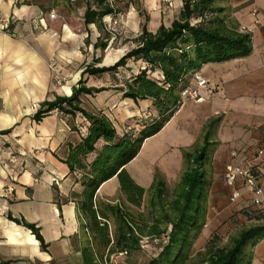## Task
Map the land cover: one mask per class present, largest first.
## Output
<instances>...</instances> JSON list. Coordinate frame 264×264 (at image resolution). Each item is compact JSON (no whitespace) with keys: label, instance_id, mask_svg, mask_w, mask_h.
<instances>
[{"label":"crops","instance_id":"crops-1","mask_svg":"<svg viewBox=\"0 0 264 264\" xmlns=\"http://www.w3.org/2000/svg\"><path fill=\"white\" fill-rule=\"evenodd\" d=\"M50 1L53 3L47 6L32 0H0V264H111V257L118 253L108 257L97 236L87 231V221L78 210L84 186L63 162L86 135L85 118L53 111L41 122L34 121L44 102L73 95L88 64L82 50L83 29L87 32L83 17L77 30L59 17L51 19V12H56L63 0ZM174 3L181 12L183 0ZM219 7L225 9L222 16L227 22L252 35V54L204 65L200 72L208 87L199 90L204 100L182 103L160 133L147 139L126 166L147 190L154 183L156 168L171 181L184 167L183 151L202 145L205 127L219 120L213 135L217 146L205 168L210 181L207 226L218 219L228 224L241 208L262 209L245 192L241 179L237 182L241 197L232 201L233 189L224 182L229 165L250 162L264 201V0H223ZM162 24L170 26L162 22L157 27L147 26L156 32ZM92 27L97 28L93 25L90 31ZM125 54L113 58L109 52L100 66H112ZM58 71L71 77L63 86L55 83ZM99 78H88V87H112L97 86ZM81 100L87 112L109 117L121 136L148 123L140 119L150 117L152 121L156 116L151 101L124 99L115 91L82 96ZM97 199L130 211L128 204L121 203L125 196L117 178L102 185ZM10 218L37 226L46 248L29 229ZM109 226L114 233V218ZM87 249L94 255H86ZM250 251L252 264H264V239ZM141 253L117 256L113 264H138L134 257Z\"/></svg>","mask_w":264,"mask_h":264},{"label":"trees","instance_id":"trees-1","mask_svg":"<svg viewBox=\"0 0 264 264\" xmlns=\"http://www.w3.org/2000/svg\"><path fill=\"white\" fill-rule=\"evenodd\" d=\"M79 1L63 0V4L76 9ZM81 1L85 7L83 19L88 32L85 44L92 45L89 28L95 25L103 36L94 44V49L104 52L113 39L110 32L104 31V19L115 18L120 12L109 0ZM221 1L183 0L179 17L169 27L162 24L156 32H151L147 24H143L133 40L135 47L117 63L101 67L103 58L94 57L93 62L86 65L71 97L58 96L52 102H44L34 116V121L39 123L58 110L73 118L78 114L85 118L87 133L78 145L71 148L69 157L63 162L84 186L78 202L79 213L87 221V231L97 236L108 257L122 251L128 254L139 251L143 239L150 238L160 240L162 251L149 264H252L253 252L246 251V248L254 247L264 239L262 222L241 230L223 247L218 246L213 237L204 250L194 254V247L207 226L210 181L205 168L217 146L213 135L219 120L205 127L202 145L183 151L185 170L172 200L168 198L167 183L161 174L156 172L154 183L147 190L133 179L126 167L138 156L145 141L160 133L182 105L181 93L195 72L206 64L223 63L252 54V35L241 31L236 23L227 22L222 16L225 9L219 7ZM139 62L143 67L139 73H134L130 64ZM124 69L133 74L120 80L119 75ZM105 75H111L114 80L112 87H88V78ZM107 91L121 93L124 99L135 102L151 101L156 116L142 129L119 135L114 123L104 113H91L82 108V96ZM100 143L103 144L101 148L98 147ZM113 178H117L121 194L132 207L140 208L146 194L151 196L153 222L148 230L142 227L141 223L145 222L140 216L136 219L121 206L98 201L97 192ZM111 218L117 223L114 233L109 226ZM10 219L29 229L46 248L37 226ZM85 253L94 255L91 249Z\"/></svg>","mask_w":264,"mask_h":264},{"label":"rangeland","instance_id":"rangeland-1","mask_svg":"<svg viewBox=\"0 0 264 264\" xmlns=\"http://www.w3.org/2000/svg\"><path fill=\"white\" fill-rule=\"evenodd\" d=\"M40 1L47 6H50L53 3V1L51 2L50 0ZM109 1L113 5H115L120 12L119 15L115 18L109 17L104 19V31L110 32L113 39L106 51L103 52L100 50L96 52L94 49V43L99 40L100 36H103V33L97 28L92 27L93 31H90L92 45L89 46L85 44V46L82 48L83 55L87 59L88 64L93 62L94 57L103 58L104 64V59L107 57L109 52L113 53V58L127 53L135 47L133 40L140 33L143 24H149V26L151 27H157L161 22L170 25V23L178 18L180 14L178 9L179 7L174 3L175 0ZM63 3L64 2H62V5L58 6L59 8L55 10L56 16L59 17V19L70 22V25H72L73 28L78 29V27L80 26V20L83 17L85 11L83 2L80 0L78 4H76V9H72V7L68 8V6H65ZM83 31L86 41L87 32L85 29H83ZM142 67L143 64L140 62L130 64V68L134 71V73H139ZM81 68L82 67L73 69L72 71L73 73L78 72ZM132 74L133 73H131L128 69H124L121 70L119 78L120 80H122L124 79V77H129ZM56 75L57 77L59 76L62 79L63 85L71 78L62 75V72L60 71H58ZM56 82L57 81L55 79V83ZM95 83L97 86H110L114 85V80L112 79L111 75H106L103 78H99L97 81H95ZM141 120H143L142 122H149L151 119L150 117L148 119L144 117L143 119H140V121ZM139 125H142V123ZM184 170L185 169L183 167V169H181V171L179 172V175L171 181H168L166 177L164 178V175H162L161 173V176L164 178V180H167L166 183L168 188L169 200L173 199L174 190L180 182ZM156 172L160 174V169L156 168ZM150 202L151 196L149 194H146V196L144 197L143 204L140 208L131 207L127 203L126 198L125 201H121L123 206L125 204H128L127 206L130 211H128L127 208L124 207L126 212H131V214H133L136 219H138L139 216L142 218L145 223L141 224L142 227H144L146 230H148L147 227L151 226L153 222V211ZM263 211L264 210L262 209L255 210L251 207H245L244 209L241 208L239 211L234 212L235 216L230 221H228V224L226 222H222L219 219L216 220L213 224L205 227V232H203L201 240H199L194 247V254L196 252L204 250L207 242L213 237H215L216 244L218 246H226L229 243V239L239 233L241 230L261 223L262 219L264 218ZM237 214H241L243 215V217L241 216L240 218ZM137 222L139 223V220H137ZM141 246L142 248L140 251L142 253L137 255V257H134L135 259H137L138 264H149L150 260L156 258L155 256L160 253V242H156L153 239H144L141 242ZM251 249L252 246H248L246 248V251H250Z\"/></svg>","mask_w":264,"mask_h":264},{"label":"built area","instance_id":"built-area-1","mask_svg":"<svg viewBox=\"0 0 264 264\" xmlns=\"http://www.w3.org/2000/svg\"><path fill=\"white\" fill-rule=\"evenodd\" d=\"M56 13L53 11L50 14L51 19H55ZM56 84L57 86H63L62 79L58 76L56 78ZM208 87L207 81L202 76V73L200 71L195 72L192 77L189 80L188 86L183 90L181 93V102L185 103L188 101H197L201 102L204 99L199 95L200 89H205ZM56 113H59L58 110L55 111ZM234 157L237 156L236 153L233 154ZM241 179L243 188L245 189V192L250 194L255 203L264 210V201L262 200L263 197V190L259 184L257 173L254 169V167L250 164V162L245 161L242 162L239 166H233L229 165L226 169L225 176H224V182L227 186L233 189L232 193V201L236 202L240 199L241 194L239 190L237 189V182ZM156 242H160V240L156 239ZM127 251H122L117 254L119 257L127 256ZM117 256H112L110 259L111 264H113V261ZM106 264H110L108 261H106Z\"/></svg>","mask_w":264,"mask_h":264}]
</instances>
